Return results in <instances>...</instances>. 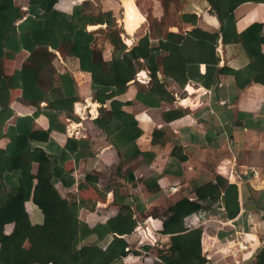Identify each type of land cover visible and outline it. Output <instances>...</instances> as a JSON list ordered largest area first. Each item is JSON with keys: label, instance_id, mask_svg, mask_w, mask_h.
<instances>
[{"label": "crops", "instance_id": "crops-1", "mask_svg": "<svg viewBox=\"0 0 264 264\" xmlns=\"http://www.w3.org/2000/svg\"><path fill=\"white\" fill-rule=\"evenodd\" d=\"M42 1L0 0V24L15 9L22 18L17 21V27L31 13L42 14ZM51 1L44 3L48 5ZM85 1L100 6L101 11L113 12L116 18L112 4H119V0H58L53 8L72 16L74 8ZM193 2L188 0L189 9L181 12L179 26L167 29L161 36L146 32L154 44L168 33L185 36L196 28L220 33V21L210 11L208 0L204 4ZM103 4L108 8H102ZM191 6L194 8L190 9ZM139 12L138 9L128 12L135 20L130 32L131 25L126 26L127 22L123 21L128 38L126 42L123 36L122 39L129 48L136 43L131 41L133 37L145 25ZM186 13L196 14L197 23L183 21ZM235 17L240 42L231 37L232 43L225 45L221 37L216 48L218 64L214 57L205 61L198 58L185 87L165 77L160 66L157 80L166 85L174 101L166 99L160 108H151L137 100L138 92L143 87L149 89L154 81L145 70L136 75L125 94L116 98L129 103L124 110L133 114L143 132L136 141L137 147L141 153H153L152 160L141 155L121 162L117 150L94 124L100 109L108 108L110 102L104 105L94 99L92 76L81 70L76 57L67 53L69 47L39 45L33 51L22 48L14 57L2 59L1 71L8 76L14 111L5 132L19 118L39 113L33 128L41 135L47 134L51 127L48 99L58 95L59 87L64 88L62 75H69L75 81L74 117L61 115L57 120L65 129H54L43 147L50 153L64 148L69 139L80 141L77 151L80 156L74 154L66 164L74 185L69 187L62 181L55 185L64 199L76 201L84 196L97 202L95 211H80V221L91 229L105 225L120 212L115 200L120 202L125 197L138 231L151 227L143 236L136 232L137 228L131 235L123 236L132 251L113 264H163L160 252L166 254L175 244L187 252L180 264H257V255L264 248V44L257 39L264 35V3H245L235 10ZM104 27L89 25L87 30ZM107 46L111 49L109 53ZM98 48L103 50L104 60L112 59V44ZM66 86L72 89L67 81ZM180 112H183L181 117L170 121ZM72 125L76 126L73 132ZM9 143V138L1 139L0 148H6ZM33 171L37 173L38 164H34ZM89 174L98 175V183L80 191ZM230 185L238 190L235 205L227 204L224 199L225 193L231 199L233 190H227ZM171 186L179 190L169 194L167 190ZM179 203H182L180 213L188 214L176 223H169L174 214L172 208ZM26 210L33 224L44 222L42 211L32 201L26 203ZM236 211L234 216H229ZM13 230L14 224H9L5 234L11 235ZM112 240L113 234L104 239L92 235L83 245L96 243L105 249ZM239 244L244 249L239 250ZM25 246L29 247V243Z\"/></svg>", "mask_w": 264, "mask_h": 264}, {"label": "trees", "instance_id": "trees-1", "mask_svg": "<svg viewBox=\"0 0 264 264\" xmlns=\"http://www.w3.org/2000/svg\"><path fill=\"white\" fill-rule=\"evenodd\" d=\"M44 1L41 4L43 13H31L20 26H16L17 21L22 19L17 9L0 24V32L6 31L0 33V140L10 139L6 148H0V264H113L132 251L123 238L131 235L137 228L131 206L126 204L125 197L120 202L115 200L120 205L119 214L105 225L91 229L85 222L80 221V211H95L97 202L84 196L76 201L64 199L55 187L59 181L69 187L74 185V180L71 181L70 178L71 171L67 170L66 164L74 154L80 156L77 152L80 141L69 139L64 148L50 153L43 147L54 129H65L57 120L61 115L66 113L74 117L73 105L77 101L75 81L69 75H62L60 79L64 88L59 87L58 95L48 99L51 106L48 108L51 127L47 134L41 135L33 128L34 119L39 113H35L33 117L19 118L17 124L10 126L5 132L6 123L14 116V111L11 108V89L7 85L8 76L1 71L2 59L14 57L22 48L33 51L39 45H52L58 49L69 47L67 53L76 57L81 70L92 76L94 99L104 105L110 102L108 108L100 109V116L94 120V124L104 132L117 150L121 162L141 155L152 160L155 157L153 153H141L137 147L136 141L143 132L133 114L124 110V106L129 103H123L116 98L125 94L136 75L145 70L152 75L154 81H151L153 83L149 89L143 87L138 92L137 100L151 108H160L167 100L174 101L166 85L157 80L156 73L160 71V66H163L165 77H171L185 87L196 69L198 58L199 61H205L208 57H214L215 64H218L216 48L221 37L225 45L232 43L231 37L236 41L240 40L235 10L245 3H264V0H208L210 11L220 21V33L196 28L185 36L168 33L157 44L152 42L150 34L147 33L138 38L131 48L124 43L122 31L117 27L113 12L101 11L100 8L96 13L94 3L85 1L77 5L73 15L69 16L53 8L58 0H52L48 5ZM44 5H47V9ZM125 5L123 3V7ZM136 9L130 6L128 12L132 13ZM139 13L143 15L141 11ZM129 18L130 32L133 19L130 15ZM122 19L125 20V15ZM183 21L196 24L198 17L194 13H186ZM89 25H102L108 29L101 31L106 32L114 47L110 61L104 60L103 50L96 46L100 32H89ZM257 39L264 44V35ZM66 81L68 86L71 84L72 89L66 86ZM182 114L180 112L172 118L169 117L170 121L178 119ZM73 130H76V126L72 125V132ZM34 164H38L37 173L33 171ZM98 181V175L89 174L80 191L82 187L88 188ZM231 189V199L228 193H225L224 199L227 204L229 202L230 205H235L238 190L235 185H230L227 190ZM218 195L217 191L216 196ZM30 201L42 211V224L32 223L26 210V203ZM182 203L172 208L174 214L169 218V223H176L188 214L180 213ZM237 211L233 215L229 213V216H234ZM9 224H14V230L11 235H6L5 227ZM111 234L113 240L105 249L96 243L83 245L92 235L104 239ZM27 243L29 247L25 246ZM175 245L166 254L160 252L163 264L184 262L187 252ZM126 248L130 249L129 252ZM256 263L264 264V248L258 253Z\"/></svg>", "mask_w": 264, "mask_h": 264}, {"label": "rangeland", "instance_id": "rangeland-1", "mask_svg": "<svg viewBox=\"0 0 264 264\" xmlns=\"http://www.w3.org/2000/svg\"><path fill=\"white\" fill-rule=\"evenodd\" d=\"M119 4L117 2H113L112 6H115V13L117 18V27L121 31L124 32L123 39L126 42V39L128 38V31H125L126 26L129 24V15H128V8L130 6H134L135 9L138 7L140 9L141 13L143 14L141 17L143 18L145 25L138 31V33L133 37V42H137L138 38L146 34V32L151 31L152 35L161 36L164 34L167 29L173 27V26H179L180 24V16L181 12L187 11L189 8L188 0H119ZM126 5L123 7V3ZM199 2L205 3V0H195L193 2L194 4H200ZM107 4H103L102 8L107 9ZM101 7H95L94 11L97 13L101 9ZM111 8V7H109ZM114 8V7H113ZM194 6H191L190 9H193ZM134 11V10H133ZM163 11V12H161ZM125 15V21L127 23L126 26L123 24V16ZM160 16V17H159ZM133 19V18H132ZM135 20L133 19V24ZM104 29H107L104 27ZM101 29L98 30L100 32L97 35V42L96 44L98 47L105 48V45L107 43H110V41L107 38L106 32L101 31ZM108 30V29H107ZM177 31V29H174ZM136 33V32H135ZM134 33V34H135ZM133 34V35H134ZM132 38V37H131ZM111 44V43H110ZM108 50H106V53H109L111 50L109 46H107ZM190 92V90H188Z\"/></svg>", "mask_w": 264, "mask_h": 264}, {"label": "built area", "instance_id": "built-area-1", "mask_svg": "<svg viewBox=\"0 0 264 264\" xmlns=\"http://www.w3.org/2000/svg\"><path fill=\"white\" fill-rule=\"evenodd\" d=\"M178 190H179L178 187L171 186V187L168 188L167 191L169 192V194H173V193H176ZM150 228H151V227L147 226L146 229H143V230H141V231H138L139 228H137V229H136V232H137L139 235L143 236L144 234H146V231H147L148 229L150 230ZM140 244H142V242H140ZM155 246H156V245H155ZM158 246H159V245H158ZM242 249H244L243 245L239 244V250H242ZM129 250H130L129 248L126 249L127 252H129Z\"/></svg>", "mask_w": 264, "mask_h": 264}, {"label": "bare ground", "instance_id": "bare-ground-1", "mask_svg": "<svg viewBox=\"0 0 264 264\" xmlns=\"http://www.w3.org/2000/svg\"><path fill=\"white\" fill-rule=\"evenodd\" d=\"M71 133V132H70Z\"/></svg>", "mask_w": 264, "mask_h": 264}]
</instances>
